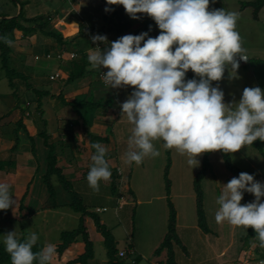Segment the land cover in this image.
<instances>
[{"label":"rangeland","instance_id":"1","mask_svg":"<svg viewBox=\"0 0 264 264\" xmlns=\"http://www.w3.org/2000/svg\"><path fill=\"white\" fill-rule=\"evenodd\" d=\"M21 1L23 2V0ZM85 1L94 8L89 16V21H93L92 23H102L101 14L103 9L95 7L93 5L94 2L91 0ZM244 1L248 0H210L209 2L210 11L213 9H225L228 12L239 14L236 30L242 38V47L246 49L248 57H251V61L247 64L240 61L238 69L239 79H229V70L226 68L224 78L221 81L212 82L213 87L219 86L224 92L225 103L238 102L242 97L245 87L260 88L261 86V89L264 88V8L261 17L259 19L255 18L253 13L254 7L252 5L243 7L242 3ZM62 2L63 0H54L51 4L59 6L62 5ZM38 4L39 0H32L30 6L23 4L25 6V13L33 14L40 11L41 9ZM20 6L21 4L14 0H0V13L9 12L15 14L19 11ZM51 9L52 5L48 10ZM45 14L48 15V13ZM137 15L140 17V13ZM127 17L132 20L131 31H136L142 26L141 17L140 19H132L128 14ZM54 21L53 19V23ZM79 29L78 31H80ZM94 34L97 35L98 33ZM128 34H130V31L125 35ZM64 35L69 37L73 34L68 32V34L64 33ZM117 39L107 37L108 44H104L101 50L109 47V44ZM29 40L32 41L34 53L28 57L30 59H28L27 70H37L42 80L38 84V81L30 76L27 77V83H33L34 87L38 86V88L49 89L51 91L60 89L61 84L62 87H65L64 93L66 94V99L73 97L68 95L69 91H80L79 94L74 95L78 101L84 98L91 101L88 105H78L76 107L77 112L73 113L76 117H78V114L81 115L82 120L80 124L84 129H88L89 125L93 123L94 116L97 114L103 115L108 112L107 115L114 119L113 125H111L107 132L108 139L105 140L113 148L109 149V152H106V157L107 160L108 158H112L116 164L115 167L122 171L121 178L124 183L121 187H123V194H113L109 180H101L99 182V191H94L89 187L87 175L92 165L91 163L81 165L82 170L84 165V172L87 170V175L83 179L78 177L76 180H73H75V188L82 191L84 202L90 206V210L98 213L101 219L108 223V227L115 238L117 249H133L134 246H137L142 256L139 264H160L161 261H166V250H163L159 255H156L154 251L160 245L168 230L170 207L165 174L170 155L172 163L168 173V177L172 182L170 197L180 214L177 226L180 241H175L173 244L175 262L177 264H255V258L258 256L255 255V246L258 245L254 239L252 243H248L242 238L246 234L247 229L233 226L228 221L219 224L215 221V213L220 207L217 204V199L222 194L224 185L233 177H236L235 173L225 166L221 151L210 153L211 164L202 180L206 216L205 223L209 228V231H207L198 222L194 187L195 177L203 166L205 153L197 157L199 164L192 168L193 166L187 163L189 157L186 154L181 155L175 148L170 149L169 154L167 149L163 147L165 142L162 139H157L152 141V143L154 148L160 152L159 156H146L139 165L135 162L131 164L125 163V154L129 150L128 140L132 135L134 125L128 122L126 116L121 115L122 110L120 105L128 99L134 89L131 86L118 89L106 88L102 81L104 68L100 67L92 69L89 66L88 71L83 77L69 84L67 81L65 83L61 82L62 76L58 79H51L50 74L55 73V71L57 72V70L59 71L61 67V59L57 57V52L61 48L54 47L49 49L53 40L41 33L29 36ZM24 50L28 51L27 48ZM70 52L67 51L66 57L63 60L71 59L69 58ZM48 53H51V57L47 56ZM35 56L37 60H35ZM237 59L239 58L237 57ZM33 63H36V65L31 68L34 65ZM14 66L16 67V65ZM98 81L101 82V86H97L98 84L95 83ZM20 84L22 87V89H19L21 107L27 109L28 103L31 102L32 104L28 108L34 112L40 96L34 89L30 88L27 90V88H24L22 81ZM20 84H17L18 87ZM10 91L11 87L8 78L5 77V71L0 67V119L10 110L9 101L12 96L7 97ZM90 91L92 92L89 93ZM95 94L98 95L97 97L100 96V98L97 99ZM51 98L52 95H45L42 98L45 117L49 120V130L57 127L58 121L56 118L59 113ZM107 99L109 103H107L106 108H95L96 105L93 104L95 101H107ZM8 120L9 118L4 119V121ZM231 155L233 162L244 172L253 175L254 179L255 167L259 166L264 169V154L252 144L243 146L239 151L231 153ZM129 186L135 190L133 193L129 192ZM65 194L70 196L69 193ZM107 194L109 197H106ZM252 195L255 200L254 194ZM138 199H142V202H138ZM123 200H126V203H120ZM98 205H102L100 207L106 206V209L98 211ZM12 208L10 207V209ZM52 211L39 213L31 218L23 217L19 220L9 217L11 212L10 214L8 213L9 216L4 213V218H0V227L2 228L0 243H3L4 235L8 232L16 231L18 238L22 236L27 237L30 233H35L39 238L37 242L44 246L46 244L55 245L61 240L62 231L78 227L80 213L67 206ZM44 219L47 220L44 221ZM93 225H91V235L94 240L95 257L91 260L90 264H107L109 259L108 248L104 239H102V234ZM81 249H83V244L81 241H78L65 255L63 261L60 262L53 257L51 262L53 264H65L69 256L76 254ZM258 250L260 253L264 251L260 247ZM261 260H264V258H261Z\"/></svg>","mask_w":264,"mask_h":264},{"label":"clouds","instance_id":"2","mask_svg":"<svg viewBox=\"0 0 264 264\" xmlns=\"http://www.w3.org/2000/svg\"><path fill=\"white\" fill-rule=\"evenodd\" d=\"M209 2L106 0L107 5H122L132 19H140L138 13L147 14L161 30L155 38L148 32L124 35L104 50L99 44H108L107 36L91 37L97 47L89 49L87 59L92 69H108L102 75L105 87L134 89L120 105L121 115L134 125L125 163L139 165L146 156H159L152 143L157 139L165 142V149L175 148L181 155L186 154L192 168L198 166L197 157L205 152L235 153L258 139L264 141V91L245 87L238 102L225 103L224 92L219 86H212L213 81L224 78L226 68L229 79H239L240 61L247 62L249 58L236 30L239 14L225 9L210 11ZM0 39L13 46L7 34ZM189 70L199 79L186 80ZM92 147L96 153L91 157L87 181L89 187L99 191V182L108 181L111 172L105 159L107 149L98 142ZM9 188V184L0 183V210L16 205ZM244 192L254 194L255 200L241 205ZM262 197L264 183L241 172L224 185L217 199L220 207L215 213L216 223L228 221L233 226L254 229L255 239L264 249ZM38 239L35 233L23 242L16 231L4 235L11 264H51L55 246L46 244L34 253ZM259 264H264V260Z\"/></svg>","mask_w":264,"mask_h":264},{"label":"crops","instance_id":"3","mask_svg":"<svg viewBox=\"0 0 264 264\" xmlns=\"http://www.w3.org/2000/svg\"><path fill=\"white\" fill-rule=\"evenodd\" d=\"M52 1L54 0H39L38 5L41 10L38 11L37 13L27 14V16H35L38 14L48 13V15H51V20L52 21L53 19L55 20L53 25L58 30H60L63 33V35L64 33L68 34L67 30L69 29V27H66L63 24L67 25V24L75 23L79 29L81 28V21L83 19V16L84 17L90 16V14L94 9L93 6L88 5V3L85 0H80V1L63 0L62 5L59 6L53 5V3L51 4ZM91 1L94 2L93 5H95V7H100V5L103 3V0H91ZM23 3L26 6H30L32 4V0H23ZM51 5H52V9L48 10V8ZM263 8L264 6L259 11L258 19L261 17ZM11 15L13 14L11 13ZM78 32L79 31L77 30L76 32L72 33L73 35L69 37L76 36ZM87 38L84 37L80 39L81 42L80 46L85 47L89 54V49L94 47L93 44L91 43L90 36H87ZM32 45H33L32 41L29 40V37L19 38L15 42H13L12 61H13V65H16L17 69H19L27 77L31 76L32 78L36 79L39 84L42 78L38 74L37 70H33V69L32 71L27 70L28 59H30L28 57L30 54L32 55L34 53ZM54 47L60 49L61 45L53 40L50 44L49 49L50 48L52 49ZM25 48H27L28 51L24 50ZM249 59L251 60L250 56ZM35 60H37L36 56H35ZM70 62H71L70 59L60 61L61 63L60 70L62 72L60 70L59 71L62 74V78H61L62 83H65V81H67V77L71 70ZM248 62H242V63L247 64ZM35 65L36 63L32 65L31 68L35 67ZM23 79L24 78L16 77L15 78L16 84L19 85L22 81L23 87L27 88V81L26 80L23 81ZM95 83L98 84L97 86L102 85L100 81ZM97 86L96 88L98 89ZM20 88L22 89L21 84L17 89V93H15L13 92V89L11 87V91L7 94V97L12 96L11 100L9 101L10 110L6 114H4L0 119V183H7L10 185L9 193L11 196H13V199L16 200V205L13 206L12 209L9 208L7 209L8 211L5 210L1 211L0 218H4L3 215L4 213H6V215L9 216L11 212L9 217L17 220L23 217L31 218L32 216L39 213H47V212H51L52 210L56 211L57 209L64 206L71 208L70 206V203L72 201L71 195L68 196L67 194H65L69 192L64 188V186L60 182L56 180L55 177L53 180L55 181V188H56V198H55L56 203H54L53 198L49 193V187L44 177L47 171V159L49 153V147L46 144V141L49 140L50 142L57 143L59 164L63 167L66 175L69 176L71 179H75V180L78 177L83 179V177L87 175V170L84 172V165H83V170L81 168L82 167L81 165L85 163L92 164L91 157L92 155L95 154L92 150L91 142L88 136H86V133L92 132L104 136L108 135L107 132L114 122V119L107 115L108 112L104 113L103 115L97 114L94 116L93 123L89 125L88 129L86 128L84 129L83 126H81L80 124L82 120L81 115L78 114V117H76L75 114H73L74 112L75 113L77 112L76 106H72L64 102V98L66 95L64 93L65 87L64 86L62 87V85L60 84V89H58L57 91L55 90L51 91L48 89L50 93L44 94V96L52 95L51 99L53 103H55L56 105L57 112L59 111L58 116L56 118L58 121L57 127L53 128L52 130H49L48 127L49 120L48 118L45 117V108L43 107V102H42L43 96L41 99H38L39 102L37 104V107L34 110V112H32L28 108V106L32 104L31 102L28 103L27 109L21 107V98H20L21 94L19 93ZM261 90L264 91V88ZM69 92L70 93L68 95L70 97L72 96L73 97L71 99H66L68 101L76 99L74 95L80 93V91L78 90L72 92L69 91ZM91 92L92 91H90L89 93ZM60 94H62V96H59ZM95 96L97 99L100 98V96L97 97L98 95L96 94ZM5 118H9V120L4 121ZM19 120H22V124L19 122ZM98 143L103 145L107 149V152H109L108 151L109 149L113 148V146L111 144L110 146L108 142L99 141ZM8 160H10V163L4 164V162ZM108 161L113 167L116 166L112 158H108ZM256 167L259 169H257ZM256 167H255V180L264 183V169L260 168L259 166ZM75 180H73V182ZM77 190L80 193H82L81 190L79 189ZM106 197H109V195L107 194ZM261 200L262 202H264V197H262ZM123 202L126 203V200L120 201V203ZM138 202H142V199H138ZM100 206L102 205H98L97 208L106 207V206L104 207H100ZM177 214H178L177 220L179 224L180 214L178 209H177ZM89 217L90 216L86 218V222L91 235V228H92L91 225L94 224L93 227H95L96 230L97 227L95 225L94 219L92 217L91 218ZM45 220L47 219H44V221ZM101 220L103 223H105L108 226V223L105 220L103 219ZM102 239H104V236ZM258 248H259L258 246H255V255L256 256L258 255L260 257L257 256L255 258V264H259L261 258H264V251L263 253L262 252L260 253ZM122 249H126V248H122ZM133 250L137 254H140L139 253L140 251L138 250L137 246H134Z\"/></svg>","mask_w":264,"mask_h":264},{"label":"trees","instance_id":"4","mask_svg":"<svg viewBox=\"0 0 264 264\" xmlns=\"http://www.w3.org/2000/svg\"><path fill=\"white\" fill-rule=\"evenodd\" d=\"M15 2H19L21 4L20 10L17 14L11 15L9 12L0 13V37L4 36L5 34L15 42L19 38L29 37L35 33H41L48 38L53 39L56 43L61 45V50L63 51H75L78 53L76 57L71 58V70L67 77V83H71L76 79H79L85 75L88 71L89 62H88V52L85 47L80 46V39L91 36L93 33H98L99 35H105L108 38H120L124 36L128 31L132 35H139L142 32H148L150 37H157L160 34V29L156 25L155 21L147 16V14L140 13V17L142 20V26L138 28L136 31H131L132 27V20L127 17V13L122 5H107L106 0H103V3L100 5V8L103 9L102 12V23H92L93 21H89V16L84 17L81 21V28L78 34L72 38L65 37L63 33L58 30L54 25L53 21L51 20V15L46 14H38L35 16H27L24 10V3L21 0H14ZM252 5L254 7V17H259V11L264 6V0H248L242 3L243 7ZM109 7L112 10L109 12H105V8ZM98 17V15H97ZM91 18V17H90ZM92 20V18H91ZM151 26V30H149ZM110 32V33H109ZM147 39V37L145 38ZM102 47H103V43ZM110 45V44H109ZM94 46V44H93ZM143 46V42L141 44ZM12 51L13 48L7 46L2 39H0V67L5 71V77L8 78L9 84L13 89V92L17 93V84L15 81L16 77L27 79V76L22 73L19 69H17L13 65L12 61ZM251 60L249 59V62ZM196 78L197 80L199 77H196L195 74L189 70L186 73V80ZM27 88L34 89L38 95L40 96L39 99L44 96V94H49L50 91L48 89H41L38 87H34L32 83H27ZM59 96H62L60 94ZM64 102L70 104L72 106H78L86 104L88 105L91 101L87 99H83L78 101L76 99L73 100H66L64 98ZM107 103L109 100H97L93 104L96 105L95 108H106ZM90 106V105H89ZM88 106V107H89ZM92 107V106H91ZM90 107V108H91ZM22 124V120H19ZM20 124V125H21ZM86 136H88L91 147L92 143L96 141H105L108 139V135H101L95 134L92 132H87ZM46 144L49 147L48 159H47V171L45 173V181L49 187V193L53 198L54 203H56V188H55V181L53 180L54 177L58 182H60L64 188L70 193L72 201L70 203L71 208L80 213V222L78 227L71 229V230H64L61 232V240L56 243L54 246L56 248V255L54 256L58 261H63L65 255L73 248L74 244L78 241H81L83 244V249L76 254L69 256L66 260L65 264H90L91 260L95 257V248H94V241L91 238L86 218L87 216H91L94 219L95 225L97 230L101 232L104 236V242L108 248V261L107 264H139L142 256L134 252L133 249H127L128 254L127 257L122 258L119 255V249L115 246V238L109 229V227L102 222L101 217L98 213L91 211L90 206L84 202L83 194L80 193L74 186L73 179L66 175L64 172L63 167L59 164L58 159V152H57V143L50 142L49 140L46 141ZM260 152L264 154V141L256 140L253 144ZM94 153L96 150L92 147ZM167 152L170 154V149H167ZM211 152H205L203 158V166L201 170L197 173L195 177V192H196V203H197V214H198V222L201 227L205 230L209 231L208 226L205 223L206 216L204 210V190L202 187V180L207 172L211 161L209 158ZM224 159L225 166L235 173L236 177L239 176L241 172H244L237 164H235L232 160L231 153L225 154L221 151ZM106 161L109 165V170L111 172V178L109 179V184L111 187V192L113 194H123V180L121 178L122 171L117 167H113L107 157L105 156ZM5 163H10V160L5 161ZM172 165L171 158L169 155L168 164L166 167V189H167V196L169 199V219H168V230L165 234L164 239L160 243V245L155 249L154 253L159 255L163 250L167 252L166 261H161L160 264H177L175 262V250L173 249V244L175 241H180L177 226H178V214L177 208L175 203L171 199V185L172 182L168 177L169 168ZM130 193H133V190L128 187ZM250 202H253V195L248 192L243 193V198L241 200V205H246ZM2 233V228L0 227V235ZM256 233L254 229L248 228L246 234L242 237L246 242L252 243L253 239L257 242L259 247V241L255 239ZM25 236L19 237V240L23 242ZM44 247L43 244L37 242L36 245L33 246V252H38ZM133 251V253L131 252ZM254 262V260H252ZM0 264H11L10 255L5 250L4 243H0ZM33 264H38V261H34ZM51 264H53L51 262Z\"/></svg>","mask_w":264,"mask_h":264},{"label":"built area","instance_id":"5","mask_svg":"<svg viewBox=\"0 0 264 264\" xmlns=\"http://www.w3.org/2000/svg\"><path fill=\"white\" fill-rule=\"evenodd\" d=\"M78 1H80V0H78ZM94 35H96V34L93 33L92 36H94ZM93 47L95 48V47H97V45L94 44ZM99 47L102 49V48H103V47H102V44H99ZM66 53H67V51L59 50V51L57 52V57H58L59 59L63 60V59H65V57H66ZM77 55H78L77 52H75V51H71V52L69 53V58L76 57ZM246 55H247V54H246ZM47 56H48V57H51V53H48ZM247 56H248V55H247ZM248 58H249V57H248ZM248 61H249V60H248ZM248 61H247V62H248ZM242 62H244V61H242ZM104 72H107V69H104ZM102 75H103V72H102ZM61 76H62L61 72L57 71V72L51 74L50 77H51V79H58V78H60ZM103 209H106V207H105V208H97L98 211H101V210H103ZM131 252L133 253V251H131ZM127 254H128V250H127V249H122V250L119 251V255H120V257H122V258L127 257Z\"/></svg>","mask_w":264,"mask_h":264},{"label":"bare ground","instance_id":"6","mask_svg":"<svg viewBox=\"0 0 264 264\" xmlns=\"http://www.w3.org/2000/svg\"><path fill=\"white\" fill-rule=\"evenodd\" d=\"M65 25L66 27H69V29L67 30V33H74L78 30V26L75 24V23H71V24H63Z\"/></svg>","mask_w":264,"mask_h":264}]
</instances>
